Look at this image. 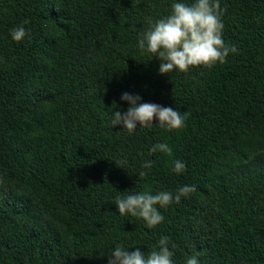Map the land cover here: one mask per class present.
Instances as JSON below:
<instances>
[{
    "label": "trees",
    "instance_id": "obj_1",
    "mask_svg": "<svg viewBox=\"0 0 264 264\" xmlns=\"http://www.w3.org/2000/svg\"><path fill=\"white\" fill-rule=\"evenodd\" d=\"M174 2L192 0H0V264H107L162 236L173 264H264V0H220L226 63L161 74L139 32ZM123 93L189 113L185 126L112 127ZM158 142L172 155L150 154ZM185 185L153 228L116 207Z\"/></svg>",
    "mask_w": 264,
    "mask_h": 264
},
{
    "label": "clouds",
    "instance_id": "obj_2",
    "mask_svg": "<svg viewBox=\"0 0 264 264\" xmlns=\"http://www.w3.org/2000/svg\"><path fill=\"white\" fill-rule=\"evenodd\" d=\"M226 8H221L220 0H192V3L174 2L170 13L155 22L149 21L146 31L139 32L138 47L141 54H153L160 61L159 72L167 74L174 70L188 72L190 68L203 66L211 69L217 62L226 63L230 53H236L235 45L226 44L223 39L222 15ZM29 20L23 21L27 25ZM10 35L14 41H21L30 35L24 26L13 28ZM128 103V109L123 114L113 113L112 127L122 125L129 133L140 128L151 129L155 118L156 126L178 130L185 126L189 113L183 114L171 107H163L154 103H140L141 97L123 93L120 97ZM160 152L172 155V148L166 142L155 143L149 153ZM154 161H145L142 167L149 169ZM186 165L180 160L173 161L172 171L182 173ZM145 175L144 172L140 176ZM195 185L181 186L176 192L150 190L132 193L121 198L117 196L116 207L121 216L130 214L145 221L148 228L160 224L164 217L158 210L173 203H179L182 197L195 192ZM130 222V221H129ZM131 223V222H130ZM175 247V245H172ZM173 252L169 250V238L162 236L157 245L146 255L139 248L129 252L118 245L109 255L107 264H173ZM186 264H199L197 255L187 258Z\"/></svg>",
    "mask_w": 264,
    "mask_h": 264
}]
</instances>
